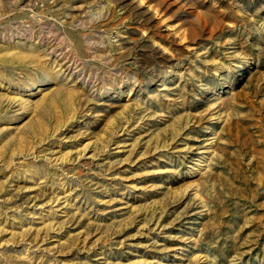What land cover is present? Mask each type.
Listing matches in <instances>:
<instances>
[{"label":"rangeland","instance_id":"374dc122","mask_svg":"<svg viewBox=\"0 0 264 264\" xmlns=\"http://www.w3.org/2000/svg\"><path fill=\"white\" fill-rule=\"evenodd\" d=\"M0 264H264V0H0Z\"/></svg>","mask_w":264,"mask_h":264}]
</instances>
